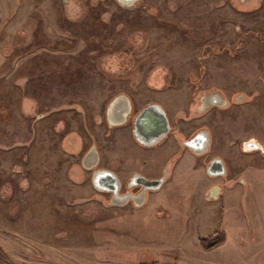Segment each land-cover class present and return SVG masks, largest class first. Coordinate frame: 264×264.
I'll use <instances>...</instances> for the list:
<instances>
[{"label": "rangeland", "instance_id": "374dc122", "mask_svg": "<svg viewBox=\"0 0 264 264\" xmlns=\"http://www.w3.org/2000/svg\"><path fill=\"white\" fill-rule=\"evenodd\" d=\"M248 1L0 0V264H264V161H240L245 182L214 205L189 207L180 177L141 209L111 204L82 165L94 146L100 166L112 155L107 165L143 169L142 150L117 146L105 120L120 94L131 115L184 97L179 132L199 124L200 95L221 92L226 114L207 117L219 152L231 133L216 142L215 126H232L233 104H255L235 128L257 121L264 0Z\"/></svg>", "mask_w": 264, "mask_h": 264}, {"label": "crops", "instance_id": "0c3cea01", "mask_svg": "<svg viewBox=\"0 0 264 264\" xmlns=\"http://www.w3.org/2000/svg\"><path fill=\"white\" fill-rule=\"evenodd\" d=\"M177 99L179 100L178 106L174 108L167 105L165 101H161L162 104L164 105L163 108L166 109L165 111L170 121L172 120L171 119L173 116L172 113H174V111L177 109L184 108L185 106L184 97L177 96ZM143 106L144 105H141V107ZM262 111H264V109ZM213 113H215V115L218 116L219 112L213 107L210 108L208 114H213ZM237 114L239 115V117H242L244 115L241 110ZM238 115H236V113H233V124L231 127L228 128L223 126L224 118L217 120V124L215 126V135L217 138L215 139L216 142L220 141L219 134L227 133L228 131L231 132V136H232L231 138L235 142H237V140L239 139H245L257 133L256 128H254L253 126L251 127L250 124L249 127L246 124V126H241L242 127L241 129L237 127L235 128L234 118H237ZM240 122L244 123V121H240ZM200 124H202V122H199V124H197L196 126ZM177 126H179L178 127L179 132L176 130L175 127V129H173L169 134H167L160 142L155 143L153 145H146L144 143L137 141L133 136L132 125L130 122H127L124 125L116 127L117 135L114 136L115 144H117V146L131 145L132 148L136 150L135 153H137L138 150L141 149L142 151L139 155L141 161H143L142 162L143 169L139 170L130 167L127 164H124L123 160H120L119 162H114L113 166H117L114 168L111 165H107L108 158L106 157L104 159L105 163L104 165H102V167L110 168L114 170L120 176V178L123 179L126 178L132 172H138L144 177L149 179H155L163 175L166 177L165 178L166 180L168 179V181L162 184V186L159 189H155L151 193L146 192L145 195L146 200L144 204L141 205L142 208H146L149 205H151V203H153L151 197L155 196V194L162 193L164 191L169 192L170 190L172 191L174 189H175L174 191H176V188H174L173 185L175 181H177L178 178L180 177L184 181L191 182V186H192L191 191L186 195L187 196L186 198L189 199L187 200L189 207L193 206V203H195V205L201 203L204 204V206H207L208 204L214 205L218 202V195H216L217 193H214L212 197L213 199L212 201L207 200V193L208 191H210V189H212V186L210 185H212V182L214 180L209 178L207 175L206 160L205 159L203 160L200 155L196 154L190 147L182 143L183 140H186L188 134L192 131V127L187 128L186 123L182 122V120L178 122ZM209 127L212 129V125H209ZM119 132H121L122 134H120ZM222 148L226 149V146ZM249 156L252 157L254 156V154H244L241 152H237L233 156L234 159L232 160L230 166H232L233 169L238 168L237 166L241 164L240 161H242L245 158H249ZM110 157H112V155H110ZM220 189L222 190V188ZM226 191L227 189L223 191V195L225 194ZM196 197H199L200 200L196 201Z\"/></svg>", "mask_w": 264, "mask_h": 264}, {"label": "flooded vegetation", "instance_id": "af4514ba", "mask_svg": "<svg viewBox=\"0 0 264 264\" xmlns=\"http://www.w3.org/2000/svg\"><path fill=\"white\" fill-rule=\"evenodd\" d=\"M245 1L246 0H233V2H237V3H245ZM138 2H139V0H134L131 5H126V6H129V7L135 6L136 4H138ZM199 99H200V101H199V107L200 108L198 109V111L202 112V114H201L202 117L200 116L201 117L200 122H202V124L195 127L194 126L195 121H193L192 119L191 120L187 119V126L192 127V131L188 134L186 140H183L182 143H184L186 146L190 147L196 154L200 155L203 160L204 159L206 160V162H207L206 172H207L208 167L212 163L215 167L214 163H217V162H215V160L221 159L223 161V163L225 165V169H224L223 173H220L217 175H211V174H208V172H207L208 177L214 180L212 182V185H210V186H212V189H210V191H208L207 197L210 198L209 201H212L213 200L212 197H213L214 193H217L216 195H218V200H221L223 198V191H225V189L233 187L234 185H236V183L245 182V180H243V178H238V176H236V172L238 170L237 168L233 169L234 171H232L230 168V164H231L232 160L234 159L233 156L237 152H241V151L248 152L247 154H254V156H252V157L249 156V158L264 161V111L262 112L263 116L260 115L259 118H258V115H259L260 111L256 112L257 121H255V119H254L255 122L253 121V122L248 123V127L250 124L251 127L253 126L254 128H256V132H257L255 134L245 138L246 140L252 139L254 141V142L251 141V143L249 145V149L245 148L243 145V142L245 140L240 144V142L238 140H237V142H235V141H233L232 138H230V140H228L229 142H228V145L226 146V149H223L222 151L219 152L216 149L220 148V147L214 146L213 145L214 143H211L212 137H213V132H212V129L208 125L207 117L209 118V116H210V114H208L210 109H208V108L215 107L214 109L218 110V112L221 115L226 114V110L224 109V107L228 104L227 99L223 96V94L221 92H219L217 90H209L208 92L200 95ZM213 100H216L217 102H219V105H216V106L211 105L210 106V103ZM110 102H111V100L107 103L106 109H105V114H104L105 120H106V123L108 126H110V123H109V120L107 119V115L110 116L111 112L107 111V107L110 104ZM240 105L241 104H238V103L233 104L234 108L238 107L239 111L241 110L242 112L244 111V108L246 109V108H249L251 106L253 108L255 107V104H249V103L244 104L243 106H240ZM233 113H234V111H233ZM203 117H206V118H203ZM110 127H112V126H110ZM113 128L116 129V127H113ZM229 133H231V132L228 131V134ZM206 137L208 139V146L205 147L204 145H201V144L198 145V143H197L198 140L200 138L203 139ZM257 144L259 145V148L256 146ZM244 154H246V153H244ZM83 158H82V160H83ZM107 158H108V160L112 161V157H107ZM104 159H105V157H104ZM120 160H122V158H120L119 161ZM251 161H252V164H255V160H251ZM99 163H100V157L98 159L97 164L89 168V170L91 171V178H92L93 171L95 169L104 168V167H102V165L100 166ZM110 163H112V162H110ZM106 169L112 170L110 168H106ZM229 169H230V171H229ZM219 170L220 169L217 170V168H216V171H215V169H212V173L220 172ZM112 171L115 172L114 170H112ZM115 174L117 175V177L119 178V181H120L119 195L113 196V194L111 192L103 191V192H106L107 194H109L110 203L114 204L115 206L120 207V208L126 207V206L142 208L141 205L144 204V202L146 200V196H145L146 192L151 193L154 190L146 189V187L143 185V183L141 182V179L139 177V175H141V174L138 172H132L124 179L120 178V176L116 172H115ZM158 178H160V177H158ZM165 178H164L163 183H161V185L159 186V188L162 186V184H164L166 181H168V179L166 180ZM155 179H157V178H155ZM91 182H92V179H91ZM220 188H222V190Z\"/></svg>", "mask_w": 264, "mask_h": 264}, {"label": "water", "instance_id": "95a60500", "mask_svg": "<svg viewBox=\"0 0 264 264\" xmlns=\"http://www.w3.org/2000/svg\"><path fill=\"white\" fill-rule=\"evenodd\" d=\"M125 5H131L134 0H119ZM210 105H219V102L213 100ZM107 111L111 112V115H107L110 126L118 127L129 122L131 119L132 132L134 138L146 145H153L160 142L167 134L172 131V124L169 117L163 108V106L157 102L149 103L140 108L134 115L132 114L133 106L130 98L125 94H120L111 99L110 104L107 107ZM109 116V117H108ZM107 120V121H108ZM111 121V122H110ZM251 140H245L243 145L249 149ZM254 142V141H253ZM198 145L208 146V139L203 138L198 140ZM259 148V145H256ZM99 154L97 149L92 146L85 154L82 165L89 169L90 167L97 164ZM208 167L207 172L211 175H217L224 172L225 165L221 159L215 160ZM220 169V172L212 173V169L216 171ZM141 182L146 189L155 190L158 189L161 183H163L165 176H161L157 179H149L143 175H139ZM92 183L94 187L99 191H108L113 196L119 195L120 181L115 172L106 168H97L92 174Z\"/></svg>", "mask_w": 264, "mask_h": 264}, {"label": "trees", "instance_id": "16d2710c", "mask_svg": "<svg viewBox=\"0 0 264 264\" xmlns=\"http://www.w3.org/2000/svg\"><path fill=\"white\" fill-rule=\"evenodd\" d=\"M217 242H214L213 244H211V245H215Z\"/></svg>", "mask_w": 264, "mask_h": 264}]
</instances>
